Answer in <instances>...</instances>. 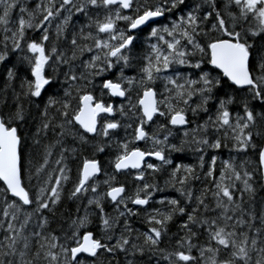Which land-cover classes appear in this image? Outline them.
Instances as JSON below:
<instances>
[{"label":"snow or ice","instance_id":"6c2138e0","mask_svg":"<svg viewBox=\"0 0 264 264\" xmlns=\"http://www.w3.org/2000/svg\"><path fill=\"white\" fill-rule=\"evenodd\" d=\"M0 264H264V0H0Z\"/></svg>","mask_w":264,"mask_h":264},{"label":"trees","instance_id":"16d2710c","mask_svg":"<svg viewBox=\"0 0 264 264\" xmlns=\"http://www.w3.org/2000/svg\"><path fill=\"white\" fill-rule=\"evenodd\" d=\"M18 15V10H17V13L14 14L13 16V23H15V19H16V16ZM121 135H124L123 133H121ZM141 147H144L145 145L142 143L140 144ZM174 155H179L181 156L182 158V161L183 163L185 164H188V163H191V164H195L196 163V158L194 155L192 154H174ZM177 163H180L181 161L180 160H177L176 161ZM158 179H160V177H158ZM161 184L163 185V180L161 179ZM165 196H178V194L172 190V189H166L164 192H160V193H157L156 196L154 197V199H161ZM137 227H139V225H137ZM173 231H175V228L173 227Z\"/></svg>","mask_w":264,"mask_h":264},{"label":"flooded vegetation","instance_id":"af4514ba","mask_svg":"<svg viewBox=\"0 0 264 264\" xmlns=\"http://www.w3.org/2000/svg\"><path fill=\"white\" fill-rule=\"evenodd\" d=\"M141 144H142V142H141ZM156 163H159V162H156Z\"/></svg>","mask_w":264,"mask_h":264},{"label":"water","instance_id":"95a60500","mask_svg":"<svg viewBox=\"0 0 264 264\" xmlns=\"http://www.w3.org/2000/svg\"><path fill=\"white\" fill-rule=\"evenodd\" d=\"M156 162H158V161H156Z\"/></svg>","mask_w":264,"mask_h":264}]
</instances>
